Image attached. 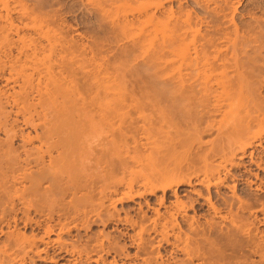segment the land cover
<instances>
[{
	"label": "rangeland",
	"instance_id": "374dc122",
	"mask_svg": "<svg viewBox=\"0 0 264 264\" xmlns=\"http://www.w3.org/2000/svg\"><path fill=\"white\" fill-rule=\"evenodd\" d=\"M187 43L191 54L198 47L216 58L206 84L173 80ZM21 67L33 84L50 70L78 85V203L66 209L80 215L65 222L70 231L63 237L69 246L95 248L92 258L100 260L77 264H142L140 257L156 264H264V162L256 166L248 156L264 160V136L246 154L232 155L222 124L232 126L224 110L230 95L240 94L238 110L248 109L252 130L264 126V0H0V112L9 123L16 118L11 100L24 88ZM102 78L106 98L97 85ZM30 92L28 101H35ZM14 123L24 134L40 132L20 115ZM4 127L1 115L0 153L9 143L13 158L24 157L20 136L6 140ZM9 158L0 162H14ZM206 165L213 170L207 185L200 181ZM176 179L182 183L164 194L160 186L149 191ZM22 225L5 232L44 236V223ZM139 233L142 244L132 243ZM106 237L116 252L96 250ZM5 238L0 234V245ZM42 249L57 253L38 242L40 255ZM56 259L30 253L22 264L63 263Z\"/></svg>",
	"mask_w": 264,
	"mask_h": 264
},
{
	"label": "bare ground",
	"instance_id": "6f19581e",
	"mask_svg": "<svg viewBox=\"0 0 264 264\" xmlns=\"http://www.w3.org/2000/svg\"><path fill=\"white\" fill-rule=\"evenodd\" d=\"M154 28V31L158 30L157 26ZM195 33H192L189 42H195ZM194 44L196 45V43ZM188 47V43L182 46L183 56L177 67L173 68V80L175 83L182 85L190 80L197 81V79H201L202 84H206L212 77L207 71L209 68H213L211 61L216 58L210 56L211 60L208 56L210 54L197 49L198 47H193L194 54H191ZM183 68L189 70L187 75L182 72ZM17 74L22 77L24 88L23 92H20L11 100V104L16 108V118L12 123H9V114L5 118L6 115L2 111L0 116L2 115L5 121L6 140L11 141L14 137L20 136L24 157L15 156L13 158V150L9 143L4 144L5 149L0 153V158L10 156L9 160L14 161L0 162V234L6 236L2 245H0V264H13V262L22 264L25 257L30 253H34L41 260L48 262L56 261V258L62 259L63 263L61 264H77L81 261L87 263L90 260L98 263L100 260L99 255L92 258V252L95 248H78L77 246H71L72 244L69 246L66 242L67 239L63 237V233L70 231L65 222L68 220L74 221L80 215L78 209H74L72 212L66 209L74 203H78V199L75 197L78 192V85L74 79L61 73L51 74L50 70L45 72L43 80L39 78L35 84L32 83L29 74L26 73L23 67L17 70ZM214 78L217 80L216 77ZM223 79L222 76L218 83L224 85L226 81L224 82ZM101 80L97 85L104 92L103 98L109 97L108 80L107 78ZM193 81L190 84H193ZM30 90L37 95V99L32 102L28 101ZM223 93L228 95L227 90H222L221 94ZM230 99V103L227 104L228 109L224 111L225 114L228 112L231 115L233 124L226 129L225 123L222 122L224 137L232 155L237 151L246 154L247 148L255 142H259L264 136V128H262L264 126L260 124L257 129L252 130L254 119L249 116L248 109L238 110L239 105L241 106L243 102L241 95H230ZM198 100L199 103H205L206 97L202 96ZM101 103L104 107H108L107 100ZM177 106L178 109L179 106ZM19 115L26 127L30 126L31 129L35 130L40 129V132L30 136L29 133L24 134L20 129H16L14 122H16ZM221 121L224 120L220 119V125ZM219 129L222 131V127H219ZM34 141H38L39 144L33 145ZM53 152H56V155H53ZM248 156L249 162L256 166L264 162L260 157L259 159L255 158L252 151L248 152ZM46 157H48V162L45 163ZM31 166L40 167V171L37 174L27 173ZM212 173V168L206 165L200 181L207 185ZM186 181L190 182L191 179L188 178ZM220 182L221 180H218V183ZM181 183L180 179L174 181L162 180L158 185L151 184L149 191L153 192L155 189L161 188L164 194L167 189L173 186L177 187ZM68 193H71L72 197H70V201L67 200V203H65V197ZM141 194L143 193L141 192ZM130 196L128 195V197ZM135 196H138V194L132 195V197ZM203 199L209 201L208 197ZM32 213L43 216V219L34 218L31 215ZM90 213H94L96 217L100 216V212L97 210L90 211ZM83 214L86 215L84 212ZM19 222L23 224V227L31 224L39 227L44 223V236L34 234L27 236L19 231L16 233L12 231L5 232L4 227L9 228L10 225L16 227ZM142 231L143 228L140 232ZM49 235H54V237L50 238ZM161 235L162 239L167 238L166 227L162 229ZM38 242L43 243L46 248L53 247L57 253L49 256L46 250L42 249L44 255H40L41 250H38ZM142 242L143 236L141 233L138 234L137 241L132 240V243L135 244L140 243L141 245ZM96 247L98 252H116L114 242L110 241L108 237H106V240H100ZM177 249L184 252L189 259L194 257L193 250L187 244H179ZM140 258H142V264H156L147 258Z\"/></svg>",
	"mask_w": 264,
	"mask_h": 264
}]
</instances>
